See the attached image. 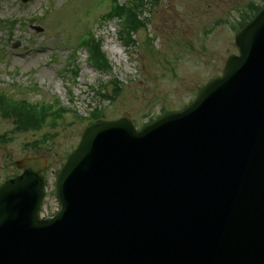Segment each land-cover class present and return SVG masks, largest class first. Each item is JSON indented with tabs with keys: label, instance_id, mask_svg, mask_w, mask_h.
<instances>
[{
	"label": "water",
	"instance_id": "1",
	"mask_svg": "<svg viewBox=\"0 0 264 264\" xmlns=\"http://www.w3.org/2000/svg\"><path fill=\"white\" fill-rule=\"evenodd\" d=\"M220 77L136 130L89 125L38 218L44 158L0 186V264H264V8Z\"/></svg>",
	"mask_w": 264,
	"mask_h": 264
},
{
	"label": "rangeland",
	"instance_id": "2",
	"mask_svg": "<svg viewBox=\"0 0 264 264\" xmlns=\"http://www.w3.org/2000/svg\"><path fill=\"white\" fill-rule=\"evenodd\" d=\"M263 4L147 0L146 26L127 41L120 38L117 19L102 18L109 0H0V92L33 103L56 100L69 110L54 126L48 122L38 131L19 133L11 119L0 117V169L17 171L16 160L44 156L40 215H51L58 206L57 172L78 144L91 111L100 110L102 121L127 117L140 129L164 112L182 110L237 53L234 36L242 15L247 13L245 19ZM86 32L100 39L109 72L89 64L87 50L78 43ZM109 81L120 83L117 95Z\"/></svg>",
	"mask_w": 264,
	"mask_h": 264
},
{
	"label": "trees",
	"instance_id": "3",
	"mask_svg": "<svg viewBox=\"0 0 264 264\" xmlns=\"http://www.w3.org/2000/svg\"><path fill=\"white\" fill-rule=\"evenodd\" d=\"M110 1V9L102 18L108 20L112 17H117L121 21L120 37L128 41L133 33L146 26V18L143 17V10L146 4L145 0H126L123 4H119L118 0ZM261 7L251 8L252 14L247 15L245 19L243 18L247 13L242 15V19L238 22L237 29H240L246 24ZM80 45L86 48L88 53L87 60L93 68L101 73L111 70V66L101 50L100 39H97L92 33L88 32L87 35L82 37ZM109 82L114 86L112 93L117 95L120 90V83L118 81ZM101 88L106 89L104 85ZM65 112L66 110L60 107L56 100H54L52 104H33L24 99H13L0 92V116L6 119L9 118L13 121L14 132L19 133L29 130H39L48 122L51 124L54 123L51 125L54 126L57 120L63 117ZM101 116L102 113H100V110L95 108L89 114L87 119L88 123L101 120Z\"/></svg>",
	"mask_w": 264,
	"mask_h": 264
},
{
	"label": "flooded vegetation",
	"instance_id": "4",
	"mask_svg": "<svg viewBox=\"0 0 264 264\" xmlns=\"http://www.w3.org/2000/svg\"><path fill=\"white\" fill-rule=\"evenodd\" d=\"M8 165L12 166V161L11 160H9ZM3 172L0 169V184H2L3 182H5L6 180L12 178L13 176L17 175L15 173V171H12V170L11 171L4 170Z\"/></svg>",
	"mask_w": 264,
	"mask_h": 264
},
{
	"label": "bare ground",
	"instance_id": "5",
	"mask_svg": "<svg viewBox=\"0 0 264 264\" xmlns=\"http://www.w3.org/2000/svg\"><path fill=\"white\" fill-rule=\"evenodd\" d=\"M108 48H109V52H110L111 54H114V53L116 52V50L114 49L113 46H110V47H108Z\"/></svg>",
	"mask_w": 264,
	"mask_h": 264
}]
</instances>
